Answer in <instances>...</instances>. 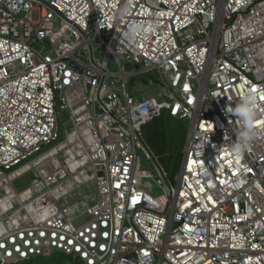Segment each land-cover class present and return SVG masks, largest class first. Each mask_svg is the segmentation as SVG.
Masks as SVG:
<instances>
[{"label":"built area","instance_id":"obj_1","mask_svg":"<svg viewBox=\"0 0 264 264\" xmlns=\"http://www.w3.org/2000/svg\"><path fill=\"white\" fill-rule=\"evenodd\" d=\"M148 72L161 85L142 98L129 79ZM245 93L259 115L236 154ZM163 111L189 119L171 190L141 142ZM138 150L159 193L143 188ZM91 181L92 204L79 190ZM57 252L264 264V0H0V264Z\"/></svg>","mask_w":264,"mask_h":264},{"label":"trees","instance_id":"obj_2","mask_svg":"<svg viewBox=\"0 0 264 264\" xmlns=\"http://www.w3.org/2000/svg\"><path fill=\"white\" fill-rule=\"evenodd\" d=\"M186 136L185 121L170 116L166 111L142 126V137L159 162L170 184L175 183L179 172ZM43 259L45 260L42 262L39 258L31 257L5 264H80L78 259H72L59 252Z\"/></svg>","mask_w":264,"mask_h":264},{"label":"rangeland","instance_id":"obj_3","mask_svg":"<svg viewBox=\"0 0 264 264\" xmlns=\"http://www.w3.org/2000/svg\"><path fill=\"white\" fill-rule=\"evenodd\" d=\"M109 66L112 69H117L113 59L109 58ZM125 69L126 70H130L132 69V66L130 65H125ZM149 81H151V84H149ZM159 85L160 81L157 77L156 73H139L136 74L134 76H132L129 79V88H133L139 90L140 92V97H147L149 95H155L158 91H159ZM186 125H187V133H188V128H189V119L184 120ZM184 149V148H183ZM137 156L139 158V168L141 169H148L152 172V178L150 179H144L142 181L143 184V188L147 191H151L153 194L155 193H159L160 192V188L159 186L156 184L155 182V173L152 169V163L149 160H146L143 156V154L141 153L140 150L137 151ZM182 160V159H181ZM32 174L33 172H28L26 174H23L20 178H18L17 180L14 181V187L17 191H20L22 189H24L26 186H28L29 181L32 179ZM175 183L171 184L173 187H175L176 185V180L174 181ZM80 192L85 193V194H89V203L92 204L94 203V201L96 200L97 194L96 191L94 189V181L88 182L86 185H82L80 187ZM74 198L75 200L78 202L77 204V208L75 213L73 214V216H77V220L76 221H80L81 218H84V205L82 203V200H80V197L78 196V190H74L73 192ZM41 259V261L43 262L45 259V257H36Z\"/></svg>","mask_w":264,"mask_h":264},{"label":"clouds","instance_id":"obj_4","mask_svg":"<svg viewBox=\"0 0 264 264\" xmlns=\"http://www.w3.org/2000/svg\"><path fill=\"white\" fill-rule=\"evenodd\" d=\"M138 27L130 25L125 37L128 40H134ZM241 123L237 133V140L232 145V151L236 154L243 153L249 146V143L255 135V121L258 118L257 97L254 93H245L232 110Z\"/></svg>","mask_w":264,"mask_h":264},{"label":"water","instance_id":"obj_5","mask_svg":"<svg viewBox=\"0 0 264 264\" xmlns=\"http://www.w3.org/2000/svg\"><path fill=\"white\" fill-rule=\"evenodd\" d=\"M72 68H74L75 70H77L78 72H82V69L81 68H77L75 67L73 64L70 65ZM141 142H142V145L144 147V149L148 152V154L150 155V158H151V161L152 163L156 166L157 170L159 171L166 187L171 190V184L169 183V181L167 180V177L165 176L159 162L157 161V159L155 158V156L152 154L151 150L148 148L147 144L145 143L144 139L141 138Z\"/></svg>","mask_w":264,"mask_h":264}]
</instances>
